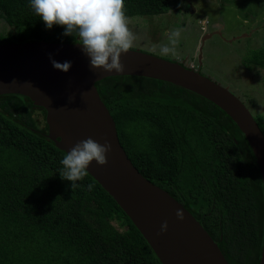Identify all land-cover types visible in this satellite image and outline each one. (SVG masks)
I'll use <instances>...</instances> for the list:
<instances>
[{"label":"trees","instance_id":"16d2710c","mask_svg":"<svg viewBox=\"0 0 264 264\" xmlns=\"http://www.w3.org/2000/svg\"><path fill=\"white\" fill-rule=\"evenodd\" d=\"M125 5L128 18L183 8L182 0ZM0 20V43L74 41L62 27L46 29L29 0H0ZM251 53L246 62L264 70V48ZM95 87L135 167L184 204L230 264H259L264 185L236 123L211 101L157 79L111 76ZM255 118L264 133V111ZM52 131L60 140L59 127L35 101L0 95V264H162L94 177L73 191L61 178L65 151L47 137Z\"/></svg>","mask_w":264,"mask_h":264},{"label":"water","instance_id":"95a60500","mask_svg":"<svg viewBox=\"0 0 264 264\" xmlns=\"http://www.w3.org/2000/svg\"><path fill=\"white\" fill-rule=\"evenodd\" d=\"M215 33L222 36L221 31ZM204 41L205 38L202 45ZM50 55L60 63L70 61L72 67L68 72L55 69ZM120 59L123 72H108L102 68L91 69L90 58L74 41L32 39L0 43V95H22L45 109L48 120L61 132L60 140L53 131L47 137L65 152L89 137L102 145L105 140L110 142L112 149L107 153V164L101 166L93 161L87 171L129 217L162 264H230L195 216L135 167L121 143L117 122L95 82L111 76L148 77L211 101L246 137L264 185V133L257 119L228 86L199 68L136 49L122 54ZM177 210L182 211L183 220L177 219ZM165 221L168 229L160 233ZM259 264H264V241Z\"/></svg>","mask_w":264,"mask_h":264},{"label":"rangeland","instance_id":"374dc122","mask_svg":"<svg viewBox=\"0 0 264 264\" xmlns=\"http://www.w3.org/2000/svg\"><path fill=\"white\" fill-rule=\"evenodd\" d=\"M182 2L180 13L170 12L149 18L129 17L128 26L136 36L132 49L169 59L171 54H160V46L168 44L167 37L179 30V43L175 46L174 54L177 61L193 69L199 68L202 73L228 86L245 102L254 116L263 112L264 70L248 64L246 57L252 54V49L264 48V0ZM201 19L211 24L203 29ZM2 27L3 22L0 20V29ZM211 27L215 30L213 34ZM216 30L221 31L222 36L216 34ZM159 33L161 38L158 42ZM209 33L211 36H208ZM228 39L232 41L228 43ZM44 125L45 121L42 120L40 126Z\"/></svg>","mask_w":264,"mask_h":264},{"label":"clouds","instance_id":"9594fccd","mask_svg":"<svg viewBox=\"0 0 264 264\" xmlns=\"http://www.w3.org/2000/svg\"><path fill=\"white\" fill-rule=\"evenodd\" d=\"M29 7L43 21L45 28L54 26L64 29L62 35L74 37L82 52L90 58L91 69H104L111 72H123L121 55L133 48L136 36L129 28L125 0H29ZM180 32L169 35L168 44L160 46L161 55L175 54ZM53 67L68 72L72 67L70 61L57 62L49 57ZM112 149L105 140L102 145L93 138L77 142L70 151L65 152L59 172L62 179L71 182L72 191L89 175V165L96 161L99 165L107 164V153ZM89 190L93 185H88ZM177 219L183 220L182 211L177 210ZM168 229L167 221L161 225L160 233Z\"/></svg>","mask_w":264,"mask_h":264},{"label":"built area","instance_id":"2783aa9c","mask_svg":"<svg viewBox=\"0 0 264 264\" xmlns=\"http://www.w3.org/2000/svg\"><path fill=\"white\" fill-rule=\"evenodd\" d=\"M209 24H210V22L207 21L206 19H201V20H200V25H201V27H202L203 29L205 28L206 25H209ZM170 59L177 61V60H176V56H174V55H172V54L170 55Z\"/></svg>","mask_w":264,"mask_h":264},{"label":"flooded vegetation","instance_id":"af4514ba","mask_svg":"<svg viewBox=\"0 0 264 264\" xmlns=\"http://www.w3.org/2000/svg\"><path fill=\"white\" fill-rule=\"evenodd\" d=\"M211 24V23H210ZM263 26V25H262ZM262 28H264V27H262ZM220 29V28H219ZM211 30H212V34H213V32L215 31L212 27H211ZM258 30V29H257ZM217 31V30H216ZM223 32V31H222ZM211 34V33H210ZM183 204V203H182ZM184 205V204H183ZM205 215H207V214H204L203 213V215L201 216V218L203 219V217L205 216ZM209 216H210V214H209ZM196 218V217H195ZM197 219V218H196ZM198 220V219H197ZM199 221V220H198ZM200 222V221H199ZM200 224L202 225V223L200 222ZM203 226V225H202ZM204 227V226H203ZM210 234V233H209ZM211 235V234H210ZM216 241V240H215ZM217 242V241H216ZM218 243V242H217Z\"/></svg>","mask_w":264,"mask_h":264},{"label":"crops","instance_id":"0c3cea01","mask_svg":"<svg viewBox=\"0 0 264 264\" xmlns=\"http://www.w3.org/2000/svg\"><path fill=\"white\" fill-rule=\"evenodd\" d=\"M152 17H154V16H152ZM147 18V17H146ZM263 26H264V24H263ZM251 36V35H250ZM157 38H158V42H159V39L161 38V34L159 33L158 35H157ZM164 39V38H163ZM163 39H161V41H160V43H162L163 42ZM157 42V43H158Z\"/></svg>","mask_w":264,"mask_h":264}]
</instances>
